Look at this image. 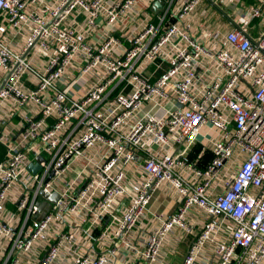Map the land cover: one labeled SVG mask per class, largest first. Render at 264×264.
<instances>
[{
  "label": "built area",
  "instance_id": "2783aa9c",
  "mask_svg": "<svg viewBox=\"0 0 264 264\" xmlns=\"http://www.w3.org/2000/svg\"><path fill=\"white\" fill-rule=\"evenodd\" d=\"M201 1L0 0V264H264V29L202 41Z\"/></svg>",
  "mask_w": 264,
  "mask_h": 264
},
{
  "label": "crops",
  "instance_id": "0c3cea01",
  "mask_svg": "<svg viewBox=\"0 0 264 264\" xmlns=\"http://www.w3.org/2000/svg\"><path fill=\"white\" fill-rule=\"evenodd\" d=\"M167 1L168 0H158L157 3L162 5L160 8L156 7L155 4L148 9L147 12L152 19H156L158 14H161L166 10ZM163 4L165 5L164 7ZM258 5L262 6L264 14V0H202L191 18V23L194 27V35L203 41L205 35H209L211 37L215 32L225 35L237 27H244L251 30L254 37H258L261 35L262 29H264V19H251L248 17V12ZM153 8H156V10H153ZM85 19L86 18L83 14H79L76 18L74 27H78L85 21ZM127 27L130 29L135 28V26L130 23L127 24ZM87 36L88 34H86V37ZM92 38L93 42L98 41V39L94 36H90L86 39L91 42ZM155 69V66H151L148 69L146 76L156 79L161 73L155 76ZM149 108L150 105H147L146 109ZM217 135L215 137H210L216 138ZM207 136L208 135L206 134H202L200 136V144L197 146L199 149L202 144L207 141ZM207 145H209V143ZM197 154L198 152L194 151L189 158L195 161L199 166H205L209 161L208 155H205L200 159L197 157ZM178 203L179 199L177 198L174 190L164 187L155 191L152 194L148 210L145 212L144 230L147 232L152 225L157 223V220L159 221V218L169 217L174 212ZM200 215L201 214L198 213L196 216L200 217ZM202 220L207 223L211 221V218L204 216ZM191 242V236L177 232L175 236H173V238H171L165 245L162 254L163 259H165L167 264H182L184 255ZM119 244L123 245V241L121 239L119 240ZM171 246H175V248L170 249Z\"/></svg>",
  "mask_w": 264,
  "mask_h": 264
},
{
  "label": "water",
  "instance_id": "95a60500",
  "mask_svg": "<svg viewBox=\"0 0 264 264\" xmlns=\"http://www.w3.org/2000/svg\"><path fill=\"white\" fill-rule=\"evenodd\" d=\"M162 5H159V3H156V7L160 8ZM156 10V8H153V10ZM41 159H38V162H40ZM38 169V165H29L28 167V170L35 173ZM50 200L51 201H56L57 200V196L56 195H53L52 197H50ZM41 208L42 209H45V210H49L50 208V205L46 204V203H43L41 204Z\"/></svg>",
  "mask_w": 264,
  "mask_h": 264
},
{
  "label": "rangeland",
  "instance_id": "374dc122",
  "mask_svg": "<svg viewBox=\"0 0 264 264\" xmlns=\"http://www.w3.org/2000/svg\"><path fill=\"white\" fill-rule=\"evenodd\" d=\"M201 132H202V134H209L212 137H215L217 135L216 130H210L209 128H204ZM206 143H207V141H205V144Z\"/></svg>",
  "mask_w": 264,
  "mask_h": 264
},
{
  "label": "trees",
  "instance_id": "16d2710c",
  "mask_svg": "<svg viewBox=\"0 0 264 264\" xmlns=\"http://www.w3.org/2000/svg\"><path fill=\"white\" fill-rule=\"evenodd\" d=\"M163 69H165V68H163ZM199 150V147H197L196 148V150L195 151H198ZM208 155V158L210 159V154H207ZM193 156V155H192ZM193 161V160H192ZM195 162V161H194ZM202 167V166H201Z\"/></svg>",
  "mask_w": 264,
  "mask_h": 264
}]
</instances>
